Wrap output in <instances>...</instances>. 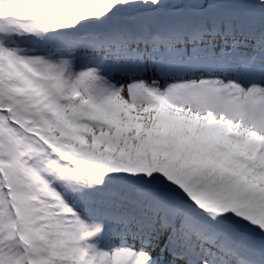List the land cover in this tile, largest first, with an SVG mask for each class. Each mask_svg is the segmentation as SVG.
<instances>
[{
    "label": "snow or ice",
    "instance_id": "1",
    "mask_svg": "<svg viewBox=\"0 0 264 264\" xmlns=\"http://www.w3.org/2000/svg\"><path fill=\"white\" fill-rule=\"evenodd\" d=\"M0 264H264V0H0Z\"/></svg>",
    "mask_w": 264,
    "mask_h": 264
}]
</instances>
